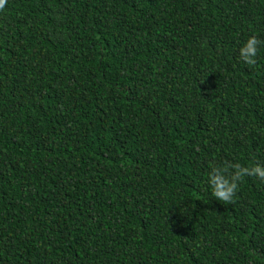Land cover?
<instances>
[{"label": "trees", "instance_id": "trees-1", "mask_svg": "<svg viewBox=\"0 0 264 264\" xmlns=\"http://www.w3.org/2000/svg\"><path fill=\"white\" fill-rule=\"evenodd\" d=\"M264 0H7L0 264H264ZM253 250L259 254L253 255Z\"/></svg>", "mask_w": 264, "mask_h": 264}, {"label": "clouds", "instance_id": "clouds-1", "mask_svg": "<svg viewBox=\"0 0 264 264\" xmlns=\"http://www.w3.org/2000/svg\"><path fill=\"white\" fill-rule=\"evenodd\" d=\"M7 0H0V10L5 8ZM264 41L256 36H249L245 43L239 48V58L249 66H255L257 63V54L259 45ZM210 171L207 173L206 180L209 185L211 195L216 201L223 204L234 202L236 193L239 190L240 183L245 177H256L264 182V165L259 163L252 166H243L239 162L223 161L221 164L210 163ZM253 255H258L253 250Z\"/></svg>", "mask_w": 264, "mask_h": 264}]
</instances>
